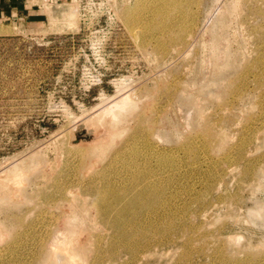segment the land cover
Segmentation results:
<instances>
[{"label": "rangeland", "instance_id": "rangeland-1", "mask_svg": "<svg viewBox=\"0 0 264 264\" xmlns=\"http://www.w3.org/2000/svg\"><path fill=\"white\" fill-rule=\"evenodd\" d=\"M27 4L0 18V264H264V0ZM132 178L155 205L94 218Z\"/></svg>", "mask_w": 264, "mask_h": 264}, {"label": "bare ground", "instance_id": "bare-ground-1", "mask_svg": "<svg viewBox=\"0 0 264 264\" xmlns=\"http://www.w3.org/2000/svg\"><path fill=\"white\" fill-rule=\"evenodd\" d=\"M134 188L132 190H117L112 195L105 193L101 188H97L94 199L89 204V210L94 218H100L106 223L119 222L117 221V214H119L124 206H129L130 202L136 199V202L141 203L144 206H154L156 190L149 186L147 183L132 178ZM112 198V199H111ZM121 226V223H119ZM147 244L143 245L144 247ZM131 252H134V248L128 247ZM118 254L117 250L111 249L109 252H102L98 256L92 259V264H102L106 258H115ZM142 257V253L138 252L137 255H132L133 262H137ZM128 264H132L129 262Z\"/></svg>", "mask_w": 264, "mask_h": 264}, {"label": "crops", "instance_id": "crops-1", "mask_svg": "<svg viewBox=\"0 0 264 264\" xmlns=\"http://www.w3.org/2000/svg\"><path fill=\"white\" fill-rule=\"evenodd\" d=\"M31 16V8L27 0H0V18L27 19Z\"/></svg>", "mask_w": 264, "mask_h": 264}]
</instances>
